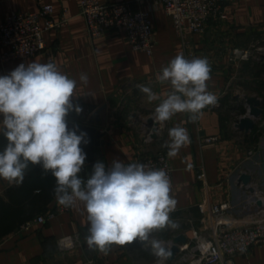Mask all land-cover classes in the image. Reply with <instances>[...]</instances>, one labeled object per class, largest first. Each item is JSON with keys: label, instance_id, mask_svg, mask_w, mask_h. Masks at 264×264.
Returning <instances> with one entry per match:
<instances>
[{"label": "crops", "instance_id": "crops-1", "mask_svg": "<svg viewBox=\"0 0 264 264\" xmlns=\"http://www.w3.org/2000/svg\"><path fill=\"white\" fill-rule=\"evenodd\" d=\"M117 1L129 2L133 9L148 14L155 41L150 56L132 51L122 33L108 31L91 40L79 15L77 0H0V21L12 12L33 13L44 5L52 6L54 20L60 17L62 10L67 19L64 28L44 32V52L32 58L0 62V76L9 74L21 63H47L51 58L60 71L78 81L72 102L85 111V120L80 119L82 111L66 120L87 124L91 114L98 113L100 121L94 126L104 134L102 153L108 166L113 160L128 164L137 155L168 153V149L162 147L169 139L168 130L174 126L187 128L190 143L181 147L174 157L167 154L172 167L170 195L177 202L170 219L177 227L158 230L167 234L164 242L179 235L188 241L192 228L208 232L213 223L209 217L202 219L199 214L198 207L202 204L206 208L227 204L230 217L237 218L236 224L252 225L256 219L248 217L251 213L243 208L250 192L237 184V178L241 173L251 176L252 184L264 195V90H256L255 98L261 103L262 115L255 124L259 136L253 143L252 139L257 135L254 129L247 134L240 132L234 127L239 117H230L237 108L235 105H241L244 110V98L252 96L247 92L253 60L230 59L238 52L264 46V0H222L227 19L210 21L203 34L191 38L188 49L196 57L209 60L208 90L216 95L217 103L203 109L195 122L188 121V113H177L165 122L160 135L148 145L142 141L140 123L153 115L155 107L171 91V86L161 85L156 76L177 54L185 56V48L159 0H97L102 5ZM81 73L88 76L86 85L79 82ZM261 77L264 79V75ZM141 84L151 86L159 99L148 101L136 87ZM237 94L246 96L237 100ZM207 138L217 140L207 144ZM249 152H253L251 159H248ZM199 169L205 172L203 182L197 179ZM10 186L6 181L0 182V197ZM56 205L54 198L49 209ZM87 229L83 205L77 203L68 214L56 216L28 231L19 228L2 238L0 264L156 262L151 248L139 241L125 246L113 245L107 255L90 249L85 242ZM76 233L81 234L80 245L64 255L58 254L57 240ZM234 264H264V245L236 257Z\"/></svg>", "mask_w": 264, "mask_h": 264}, {"label": "clouds", "instance_id": "clouds-1", "mask_svg": "<svg viewBox=\"0 0 264 264\" xmlns=\"http://www.w3.org/2000/svg\"><path fill=\"white\" fill-rule=\"evenodd\" d=\"M210 74L207 57L187 59L177 54L156 76L171 91L151 118L163 124L177 113H188L189 122L197 121L203 109L217 103L216 95L208 90ZM79 82L88 83L86 73L79 75ZM77 86L78 81L54 62L21 63L0 76V134L7 141L0 151V180L20 186L27 170L40 165L55 179L58 205H83L88 222L85 242L90 249L107 255L113 245L139 241L150 246L156 264H166L170 248L150 237L154 230L177 227L170 219L177 203L170 195V178L163 168L119 160H113L111 166L97 160L86 180L78 176L85 165L81 144L88 143L87 133L70 130L66 120L70 111H82L72 102ZM136 87L148 101L159 99L151 86ZM168 137L162 147L168 149L169 157L190 143L186 127L170 128Z\"/></svg>", "mask_w": 264, "mask_h": 264}, {"label": "built area", "instance_id": "built-area-1", "mask_svg": "<svg viewBox=\"0 0 264 264\" xmlns=\"http://www.w3.org/2000/svg\"><path fill=\"white\" fill-rule=\"evenodd\" d=\"M164 13L170 17L173 30L185 48V58L192 59L195 54L189 50L190 40L204 33L207 24L212 20H226L227 15L222 9V0H159ZM79 15L84 20L87 35L91 40L100 38L105 32L122 33L132 51L152 54L154 48L153 29L147 13L133 9L129 2L117 1L111 4H99L97 0H77ZM51 5L41 6L33 13L12 12L0 21V62L6 63L17 59L32 58L45 51L44 32L59 30L67 25L65 11L62 10L57 20L52 18ZM255 56L264 58V46L253 50L238 52L231 61L248 62ZM51 62V58H48ZM245 114L247 111L244 106ZM245 116V115H244ZM152 117V116H151ZM151 117L140 123L142 141L148 145L160 135L163 124H157ZM243 117V116H242ZM241 118V116L239 117ZM151 120L149 126L146 122ZM260 128H263L262 125ZM155 136V139L153 138ZM216 138H207L205 143L215 142ZM253 152L248 153V159ZM140 162L154 168H163L170 180L172 167L167 152L154 156H135L129 163ZM205 172L199 169L197 179L205 180ZM243 188H252L243 206L244 211L253 219L252 225L236 224L237 218L230 217V207L227 204L213 205L206 208L199 205L198 211L202 219L209 217L213 226L208 232L191 229V239L178 245V253L174 264H234L236 257L244 256L252 248L264 245V195L258 191L252 182ZM260 203V205H258ZM70 208L56 205L42 215L37 216L20 227L23 231L53 220L56 216L68 214ZM237 217V216H236ZM251 218V219H252ZM81 243V234L65 236L57 240L58 254L64 255ZM171 249L172 240L166 241ZM86 264H91L88 262ZM156 264V262L154 263ZM167 264V262H166Z\"/></svg>", "mask_w": 264, "mask_h": 264}, {"label": "trees", "instance_id": "trees-1", "mask_svg": "<svg viewBox=\"0 0 264 264\" xmlns=\"http://www.w3.org/2000/svg\"><path fill=\"white\" fill-rule=\"evenodd\" d=\"M253 131L258 137L257 129ZM54 187V177L42 168L28 172L22 185L8 187L0 197V240L47 212L55 198Z\"/></svg>", "mask_w": 264, "mask_h": 264}, {"label": "water", "instance_id": "water-1", "mask_svg": "<svg viewBox=\"0 0 264 264\" xmlns=\"http://www.w3.org/2000/svg\"><path fill=\"white\" fill-rule=\"evenodd\" d=\"M244 106H246L247 111L245 116L241 118H237L235 120V129H237L240 132L249 133L255 128L256 121L261 118L262 115V109H261V103L260 101L255 97H245L244 98ZM245 108V107H244ZM83 113L80 115V119L82 121L85 120V111H82ZM75 111H70L68 116L75 115ZM67 116V117H68ZM100 119L98 116V113L91 114L90 118H88L87 124L82 123H75L67 121L69 129L70 130H76L77 134L80 132L87 133V136L85 139L88 140L87 144L82 143L81 148L86 153V160L85 165L82 168L81 173L78 174V176L83 177L85 180L89 177V175L92 173L93 170V164L99 160L102 163L105 164V161L103 159V153H102V147L104 146L105 142L103 140L104 134L97 130V128L94 126L95 123H99ZM151 123V120H148L146 122V126H149ZM155 139V136H153ZM6 139L3 137L2 134H0V151H3L4 147L6 146ZM41 168L40 165H34L31 166L26 174L34 169ZM238 182L241 183L244 187L248 186L251 182V176L241 173L238 176ZM2 182V180H0ZM249 192H252V188H246ZM260 205V203H258ZM187 242L186 237L179 235L172 239V247L170 249L171 256L167 260V263H172L175 259L176 254L178 253V245L179 244H185ZM142 245H145L141 243ZM150 248V246H148Z\"/></svg>", "mask_w": 264, "mask_h": 264}, {"label": "rangeland", "instance_id": "rangeland-1", "mask_svg": "<svg viewBox=\"0 0 264 264\" xmlns=\"http://www.w3.org/2000/svg\"><path fill=\"white\" fill-rule=\"evenodd\" d=\"M252 68L250 71V75H249V83L248 86L250 88V90H248L247 93H249V95H252L251 97H256V95H258L259 89L264 90V79H262V75H264V58L258 59L256 56L252 61L251 64ZM239 82V81H238ZM242 93V92H239ZM244 94V93H242ZM248 95V94H247ZM246 96V95H244ZM243 95L237 94L236 98L237 100H241V98L244 97ZM241 102V101H240ZM242 104V103H241ZM237 108H235V112L233 114L230 115V117H242L245 115V110L241 109V105H235ZM238 109V110H237ZM256 135L254 137V139H252V142L254 143V141L256 140ZM167 234L163 233V232H159L154 231L152 233V236L150 237V239L155 238L158 240H162L164 241L166 238Z\"/></svg>", "mask_w": 264, "mask_h": 264}]
</instances>
